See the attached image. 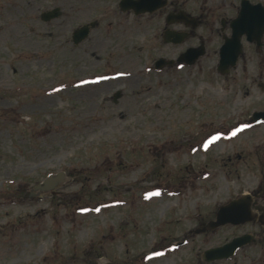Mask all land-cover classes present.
Listing matches in <instances>:
<instances>
[{"label":"rangeland","instance_id":"obj_1","mask_svg":"<svg viewBox=\"0 0 264 264\" xmlns=\"http://www.w3.org/2000/svg\"><path fill=\"white\" fill-rule=\"evenodd\" d=\"M29 1L0 0V264H89L98 239L124 264L198 261L215 237L197 229L239 185L198 174L230 171L215 162L255 134L204 145L215 102L232 94L215 68L219 22L236 16L240 0H169L206 20L178 43L164 41L165 10L136 17L117 0ZM56 5L57 20L39 17ZM90 21L98 26L75 45L73 31ZM202 37L194 64L166 67ZM160 58L167 63L155 68ZM241 81L231 112L264 99ZM168 146L189 151L175 157ZM61 172L59 185L37 188Z\"/></svg>","mask_w":264,"mask_h":264},{"label":"flooded vegetation","instance_id":"obj_2","mask_svg":"<svg viewBox=\"0 0 264 264\" xmlns=\"http://www.w3.org/2000/svg\"><path fill=\"white\" fill-rule=\"evenodd\" d=\"M165 1L166 3L153 10H146V8H139L138 10H135L133 7L129 6V3L125 4V1L123 2L122 0H117V8L122 13H127L136 17L144 16L145 14H149L150 16H152L159 11L165 10L163 11L164 14H166L164 16L165 26L163 37L164 41L166 42L175 43L174 40L178 39V35L181 33H184L187 35V37H190L194 34L193 31L197 27L206 24V20L204 19L203 14L189 15L190 13L180 5H173V2L169 0ZM241 1L242 0H240V4L237 10L238 12L236 13L235 17H237L241 9ZM250 2L258 3L252 0H250ZM152 3L150 5H152ZM167 8H169L168 11ZM50 10H56V16L52 19L57 20V17L61 15V9L58 8V16L57 5ZM109 14L110 11H106L103 15L106 16ZM186 14L191 17L194 16L196 22H188L184 18ZM39 17H41L43 21L50 20L49 18H46V11L41 12ZM233 18L228 20L226 18H222L220 20V28L218 29V34L220 30L222 43L215 51L217 57L215 65L216 73L220 76V78L222 76L224 78V81H227L225 82L227 84V89H231L232 94L225 98L224 103L222 101L215 102L216 108L214 109V120L216 121V123L214 124V127L212 129L213 133L209 135L211 140L205 139L204 145L211 144L212 142V146L214 147L221 142L232 143L233 140H237L238 137L243 136L242 134L245 133V131L243 132L244 129H247L246 132H255V134L252 136V139L248 143L242 142V144H240L243 148L241 150H238L235 156L230 155L227 160L224 159L222 161H219V163L215 162V165H218L220 169L222 168V166H225L221 165L222 162H224L225 164H230V171H227L223 175H220V172H202L198 174V176L200 179L206 177L212 178L213 181L211 182V184H217L221 178L225 181L228 180V183L235 182L236 180V182H238L239 184L236 188L233 189L232 194L229 195L228 199L225 202L219 203L217 205L218 207L215 211L214 217L223 205L230 204L231 202L238 200L241 197L244 198V202L242 203V205H238L239 210L236 212V214H234L235 222H225L224 224H219L212 230L206 229L208 231L214 232L215 238L212 242L211 247L204 249L199 255L198 261H185L182 258L180 259L177 257H172L173 259H170L168 257V260H162L165 261L163 263L166 264H264V134H261V132H259V130L264 127V121L258 122L254 117V114L256 112L264 111V99L261 101V103H258L248 110L239 108L231 112V107L234 105V102L238 100V95L240 93V90L242 89V85L240 83L243 84V82L241 81V78L246 79L249 85H255L261 91H264V80H259L264 78V71H262V69L264 68V31L261 33V36L258 40H249L247 36L243 34L241 36L242 51L238 56L236 65L230 68L227 74H221L220 70L218 69L221 59V48L226 36L231 34L232 30L230 25ZM91 23H94V26H91ZM98 23V21H90L75 28L72 34L73 43L77 45L81 42L79 41L78 43H75V39L77 38L75 32L78 29L82 28V26L84 25H87L89 26L90 30H93L98 26ZM199 41L200 44L204 45L206 39L202 37ZM244 41H246L248 44L244 45ZM249 61H254L252 66L258 68L257 74L254 75V77L248 75ZM169 62L170 65H167L166 67H172L176 64L188 65L184 60L178 59H176V61L172 60ZM239 69H241V74L239 76H231V72H235ZM244 94L245 97H249L251 95V93L248 92L247 87L244 89ZM220 112H223L224 115H218V113ZM258 134L261 135L257 136ZM181 141L186 142L184 139H181ZM188 151L189 148L187 147H183L182 149L178 147L171 148V146H168V148L166 149L167 153L170 152L175 157H178L180 154L187 153ZM175 153L177 155H175ZM233 164L234 166L232 167ZM243 168H247V170L242 171V173L248 171L250 180L251 174L256 175V179L253 184H250V182L245 179L243 180L242 176L238 174L240 172L239 170ZM239 237H243L242 243L234 247L228 246L230 242ZM102 241L104 240L98 239L97 244H94V248L89 249V264H124L122 263V261H120L122 255H115L113 253V250L111 249L113 244L110 247H107V245L105 247L104 242ZM181 244L182 241L177 243L178 246H180ZM210 248H215L217 250L216 256L212 260H208L205 256V252ZM192 255L194 257V254ZM100 257H104V259L102 261H99L98 259ZM133 259L136 260L135 257ZM139 263L141 264L140 261ZM133 264H136V262H134Z\"/></svg>","mask_w":264,"mask_h":264},{"label":"water","instance_id":"obj_3","mask_svg":"<svg viewBox=\"0 0 264 264\" xmlns=\"http://www.w3.org/2000/svg\"><path fill=\"white\" fill-rule=\"evenodd\" d=\"M126 3H129V6L133 7L135 10H138L139 8H146V10H153L157 7H160L164 3H166L165 0H122ZM153 2V3H152ZM152 3V5H150ZM145 11V10H144ZM137 12V11H136ZM59 12L57 9V16ZM56 16V10H52L47 12L46 18H51ZM184 18L188 22L195 21V18H192L191 16L187 15L184 16ZM91 26H94V23H91ZM195 26V25H194ZM231 28H232V35L230 37H226L224 44L221 48V59H220V65L218 69L222 73H227L229 71V68L231 66H234L236 64L238 55L242 51L241 47V36L242 34H246L247 38L249 40L256 39L258 40L261 36V33L264 31V6L261 3L258 4H251L249 0H242L241 2V9L239 11V14L236 19L232 20L231 22ZM90 31L89 26L85 25L82 28L78 29L75 34L77 35V38L75 41H79L84 39L88 36ZM185 34H179L178 40H182ZM204 53L203 46H200L198 48L196 47H190L182 53L179 57L180 60H185L190 63L194 62L199 56H201ZM165 63V60L163 58H160L156 65L157 67H160ZM119 96V93L115 95V97ZM256 117H260L261 119L264 118V113H256ZM64 181V173H59L57 175H50L47 179H45L44 183L42 185L37 186L39 190H51L59 183ZM244 202V198H241L239 200H235L231 202L228 205H225L220 208V210L217 212L216 220H212L208 222L205 225H202L197 230L202 231L204 229H210L217 226L219 223H224L226 221H234L236 212L239 210L238 205H242ZM255 218V216H254ZM195 230V232H198ZM243 238H237L233 242H231L228 246H236L242 242ZM216 250H208L207 253L213 254L209 258H214L216 255ZM208 259V257L206 256Z\"/></svg>","mask_w":264,"mask_h":264},{"label":"bare ground","instance_id":"obj_4","mask_svg":"<svg viewBox=\"0 0 264 264\" xmlns=\"http://www.w3.org/2000/svg\"><path fill=\"white\" fill-rule=\"evenodd\" d=\"M27 2H28V4H30V1H29V0H27ZM12 29H14V27H13ZM126 64H127V63H126Z\"/></svg>","mask_w":264,"mask_h":264}]
</instances>
